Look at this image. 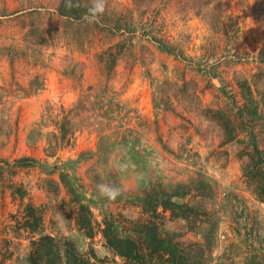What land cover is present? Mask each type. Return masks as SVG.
<instances>
[{"label": "rangeland", "instance_id": "1", "mask_svg": "<svg viewBox=\"0 0 264 264\" xmlns=\"http://www.w3.org/2000/svg\"><path fill=\"white\" fill-rule=\"evenodd\" d=\"M77 3L96 0H0V245L11 250L1 264H24L39 233L124 264L98 227L89 237L77 226L75 205L98 220L115 199L176 184L203 212L193 228L164 215L163 229L196 242L190 264H264V198L243 175L237 112L258 105L264 128V0H103L100 31L78 20ZM27 204L40 225L11 230Z\"/></svg>", "mask_w": 264, "mask_h": 264}, {"label": "trees", "instance_id": "2", "mask_svg": "<svg viewBox=\"0 0 264 264\" xmlns=\"http://www.w3.org/2000/svg\"><path fill=\"white\" fill-rule=\"evenodd\" d=\"M64 0H60V5ZM93 5L84 6L77 3L73 6L75 11L81 14L78 20L89 24V28L95 27L98 31L104 29V25L96 19V13L90 11ZM73 10H70V14ZM87 12L88 14H83ZM60 13H63L62 11ZM209 23L220 32L226 40L233 34V27L222 22L209 11L206 12ZM219 24L220 26H217ZM130 31V28H126ZM205 72L211 70L208 66H202ZM237 84L238 82L235 81ZM238 85V84H237ZM229 89L230 98L236 90ZM264 107V101H263ZM244 109L237 112L245 118L243 130H247V141L241 148L246 156V163L243 166V175L255 182L256 193L264 198V128L262 124L255 121L253 114L258 111V105L243 106ZM242 122V121H239ZM20 165H31L32 159L28 156H21L14 160ZM9 165L8 162H6ZM200 195L203 188L193 187ZM15 193L23 194L21 184L14 185ZM184 184H176L171 188L153 189L135 200L115 199L112 203L116 209H110V203L99 213L100 218L94 219V214L87 206L77 202L74 218L77 226L89 237L94 234V227L103 239V244L114 254L120 256L124 264H190V252L196 245L195 241L184 242L177 238L174 232L162 228L164 215L169 217H181L189 227L193 228L195 223L201 219L203 213L200 202L190 201ZM205 195V194H204ZM202 195V196H204ZM128 205L135 207L137 213L134 216H127L122 209ZM9 228H27L35 230L42 221L41 211L34 206L27 204L23 214H10ZM11 250L7 245H0V264L10 256ZM105 256L97 255L91 248L86 251H79L74 243L66 236L52 233H39L30 239L26 250L24 264H105ZM201 262L199 264H205Z\"/></svg>", "mask_w": 264, "mask_h": 264}, {"label": "clouds", "instance_id": "3", "mask_svg": "<svg viewBox=\"0 0 264 264\" xmlns=\"http://www.w3.org/2000/svg\"><path fill=\"white\" fill-rule=\"evenodd\" d=\"M104 10L103 0H96V3L94 4L93 8L90 10L93 15L96 13H101ZM102 194L109 195L110 198H114L116 193L113 190H109L105 188L104 186H101L100 188Z\"/></svg>", "mask_w": 264, "mask_h": 264}]
</instances>
